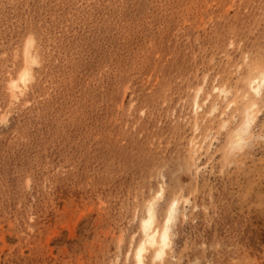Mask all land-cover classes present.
I'll list each match as a JSON object with an SVG mask.
<instances>
[{
    "label": "rangeland",
    "instance_id": "obj_1",
    "mask_svg": "<svg viewBox=\"0 0 264 264\" xmlns=\"http://www.w3.org/2000/svg\"><path fill=\"white\" fill-rule=\"evenodd\" d=\"M260 70L264 0H0V264H264Z\"/></svg>",
    "mask_w": 264,
    "mask_h": 264
},
{
    "label": "bare ground",
    "instance_id": "obj_2",
    "mask_svg": "<svg viewBox=\"0 0 264 264\" xmlns=\"http://www.w3.org/2000/svg\"><path fill=\"white\" fill-rule=\"evenodd\" d=\"M33 44V38L28 39L24 50L26 65L20 72L19 77L17 79H12L9 83L11 95L16 100L19 99L20 95L24 94V92L28 88V83L32 78V65L36 63V58L32 52ZM249 85L256 94H260L261 87L264 85V70L252 73L249 79ZM252 120H254L252 117V113L250 109H247L246 120L244 124H247ZM240 139L241 129L236 134V140L233 141L234 143H232L231 147L240 145ZM156 196L159 198L163 197V188L158 192ZM177 204L178 199H173L162 227H158L154 210V203L152 200L148 202L147 206L145 207L141 222L143 239L140 241L134 251L135 264H146V257L149 248H152L155 251V261H162L164 259L168 249H170L171 247L170 225L172 224L171 222L173 219V210L177 206Z\"/></svg>",
    "mask_w": 264,
    "mask_h": 264
}]
</instances>
